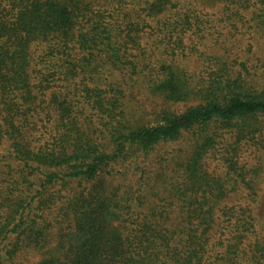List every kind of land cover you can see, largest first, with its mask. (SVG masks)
<instances>
[{"label": "trees", "instance_id": "1", "mask_svg": "<svg viewBox=\"0 0 264 264\" xmlns=\"http://www.w3.org/2000/svg\"><path fill=\"white\" fill-rule=\"evenodd\" d=\"M181 3L0 0V264H264V86L225 57L194 87L152 65L145 28L176 55L211 21Z\"/></svg>", "mask_w": 264, "mask_h": 264}, {"label": "rangeland", "instance_id": "2", "mask_svg": "<svg viewBox=\"0 0 264 264\" xmlns=\"http://www.w3.org/2000/svg\"><path fill=\"white\" fill-rule=\"evenodd\" d=\"M255 0H243L245 3H253ZM230 1L228 0H182L180 13L188 10L191 13L190 7L195 15H205L210 22L202 24L195 18L191 29L183 28L186 26L179 24L177 36L184 39L185 49L184 54H181V49L176 48V55H172L165 50L174 44V38L167 30H158L157 25L145 28L141 32V42L145 46L149 60L152 65H163L172 72L177 79L185 80L189 85L194 87L201 83L212 65L215 66L216 57H225V60L231 65L234 71L245 70L242 62L246 63L248 70H245L249 78L253 79L258 86H264V27L260 16L264 14V4L251 5L250 8H244L238 4H233L229 9L225 6ZM176 9L168 11L161 18L170 20L174 17ZM239 11L240 14H235ZM264 24V23H263ZM199 25V26H198ZM254 27L251 28V26ZM176 34V33H175ZM175 34L173 36H175ZM165 36V37H164ZM164 41L162 42V40ZM165 68V69H166ZM136 99L137 104L143 102L156 106L157 103H162L159 97L149 94V90L143 87H137ZM52 97V96H51ZM134 99V98H133ZM148 99L149 101H147ZM139 110L133 111V117L136 121L153 122V118L149 116L140 117ZM261 146V145H258ZM171 149L166 145L162 150ZM260 160H255L258 163L260 170L255 173L257 177V186L260 190L259 194L264 197V148L259 151ZM223 170V166L218 169ZM148 210V208H147ZM67 221L65 227L70 226ZM64 227V226H63ZM61 231L60 227H52L51 232L56 236ZM56 241L54 240V245ZM53 245V246H54ZM43 250L29 249L24 254L23 264H38L42 259H47L48 253Z\"/></svg>", "mask_w": 264, "mask_h": 264}]
</instances>
